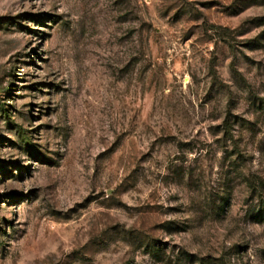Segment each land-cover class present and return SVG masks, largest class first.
<instances>
[{
    "label": "rangeland",
    "instance_id": "obj_1",
    "mask_svg": "<svg viewBox=\"0 0 264 264\" xmlns=\"http://www.w3.org/2000/svg\"><path fill=\"white\" fill-rule=\"evenodd\" d=\"M0 264H264V0H0Z\"/></svg>",
    "mask_w": 264,
    "mask_h": 264
}]
</instances>
